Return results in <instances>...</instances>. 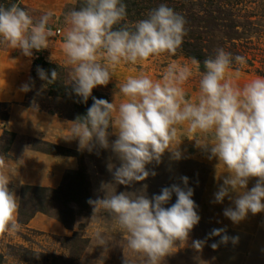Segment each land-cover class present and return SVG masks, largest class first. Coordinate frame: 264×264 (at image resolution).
Segmentation results:
<instances>
[{
  "label": "rangeland",
  "instance_id": "obj_1",
  "mask_svg": "<svg viewBox=\"0 0 264 264\" xmlns=\"http://www.w3.org/2000/svg\"><path fill=\"white\" fill-rule=\"evenodd\" d=\"M123 2L130 13L122 24L133 26L163 3L185 18L187 34L175 55L164 54L144 63L117 66L106 86L93 89L110 103L119 105L123 99L119 87L129 76L144 73L154 81H162L170 69L179 75L184 68L192 75L183 87L188 97L194 98L200 73L205 71L203 62L219 48L233 57L245 58L243 65L233 63L230 70L239 86L264 77V0ZM17 4L34 21L52 13L48 27L53 35L48 48L33 50L32 56H25L0 40V50L15 56L21 81L31 88L20 102H0L8 103V108L0 107V113L7 115L5 121L0 120V154L5 156L9 189L20 203L19 230L0 237V264H125V260L127 264H143L140 254L127 249L125 234L116 221L103 209L94 214L88 201L102 199L106 192L111 195L142 191L151 199L173 184L184 188L181 177H188L200 221L189 233L188 241L184 245L177 242L174 252L162 264H264V212L255 214L251 224L245 219L247 222L238 227L224 221L222 208L227 202L215 203L214 194L227 173H223L225 169L216 158L210 159L207 152L196 146L195 140L181 137V159H172L166 151L159 164L153 161L146 165L150 173L155 171V176L150 174L144 181L126 186L114 181L112 173L121 161L111 148L97 146L90 152L79 148L78 139L64 138L69 134L70 123L78 118L73 100L50 95V84L41 80L38 73L32 77L31 71L33 61L42 57L57 68L58 79L52 85L72 87V69L65 63L62 47L67 27L65 15L80 5L78 0H17ZM186 49L200 52L203 61L198 66L193 64ZM47 74L51 79V74ZM3 131L6 133L2 134ZM109 133L111 144L117 137L111 134V127ZM51 146L59 149L58 154L45 152ZM255 183L256 178H251L248 189ZM176 199L173 193L164 207H171ZM213 229H224V234L238 241L219 243L220 236L209 238ZM97 232L108 241L106 246L98 245ZM194 240H206L202 250L192 247ZM213 243L219 246L213 249Z\"/></svg>",
  "mask_w": 264,
  "mask_h": 264
},
{
  "label": "clouds",
  "instance_id": "obj_2",
  "mask_svg": "<svg viewBox=\"0 0 264 264\" xmlns=\"http://www.w3.org/2000/svg\"><path fill=\"white\" fill-rule=\"evenodd\" d=\"M123 0H83L79 8L65 15L63 52L65 63L71 66L72 91L86 103L97 86H106L113 78L115 68L121 64L144 63L164 54L175 55L182 46L186 20L166 4L152 9L146 19L133 26L121 23L127 17ZM52 13L34 21L29 13L13 3L0 6V40L25 56L33 50L49 46L53 35L48 27ZM118 26V27H117ZM245 58L216 50L203 62L198 93L189 98L183 85L192 73L184 68L179 75L169 70L162 81H154L144 73L129 76L119 87L123 99L117 106L105 99L92 97L93 104L84 117L71 122L65 139H78L79 148L92 151L99 146L109 149L121 161L112 173L114 181L130 186L141 182L151 173L146 165L167 151L179 160L181 137L195 140L196 146L216 158L227 173L214 194L215 203L225 197L235 207L224 210V216L233 223L244 220L248 213L264 212V77H256L239 86L232 74L233 63L243 65ZM193 64L199 62L193 58ZM41 80L48 84L58 79L53 70L51 79L44 69H37ZM22 91H30L25 84ZM116 139L109 143V128ZM5 156L0 154V237L14 234L20 228V203L9 189L10 179L5 174ZM111 171V166L109 168ZM256 178L249 190L248 183ZM184 188L173 184L159 195L149 199L144 192H115L104 198L89 199L94 214L103 209L125 234L126 246L143 257V264H162L165 257L176 249L177 242L184 245L189 233L200 221L192 199L193 189L188 177H181ZM146 187V186H145ZM173 193L177 199L171 207H164ZM232 193H237L233 198ZM94 217V215H93ZM224 229H213L209 234L220 236L219 243H233ZM98 245L106 241L97 232ZM206 240H194L192 247L202 250ZM218 243L211 247L216 249ZM125 264L127 261L125 260Z\"/></svg>",
  "mask_w": 264,
  "mask_h": 264
},
{
  "label": "trees",
  "instance_id": "obj_3",
  "mask_svg": "<svg viewBox=\"0 0 264 264\" xmlns=\"http://www.w3.org/2000/svg\"><path fill=\"white\" fill-rule=\"evenodd\" d=\"M13 3H17V0H0V6H4V7H8ZM83 0H78V5H82ZM131 6H134L133 4ZM130 9L127 10V17L129 16V11ZM126 17V18H127ZM131 18V17H130ZM132 19V18H131ZM118 27V26H117ZM186 56L190 57V58H195L198 62H202V55L200 54V52H194V51H188L186 49L185 51ZM38 68H42L45 70V72L50 73L55 70L57 72V68L50 63L45 62V60L42 57H38L37 59H35L32 63V71H31V75L32 77L35 76V74H37V69ZM49 94L50 95H54L56 94L59 97L62 98H71L73 100V108H74V113L76 117H84L87 114V109L93 104V99L92 97L98 98V99H105L107 100V98L102 95L99 94L95 91L92 92V96L89 97L88 101L86 103L81 102L82 98L77 96L73 91H72V87H63L62 85L59 87H54V85L50 84L49 85ZM0 107L1 108H8V103H0ZM7 118L6 113H0V120L5 121ZM6 132L3 131L2 134H5ZM10 136H13L12 134ZM58 148L55 146H51L50 150H46L45 152L47 154H58ZM0 263H1V256H0Z\"/></svg>",
  "mask_w": 264,
  "mask_h": 264
},
{
  "label": "crops",
  "instance_id": "obj_4",
  "mask_svg": "<svg viewBox=\"0 0 264 264\" xmlns=\"http://www.w3.org/2000/svg\"><path fill=\"white\" fill-rule=\"evenodd\" d=\"M15 56L12 54L0 50V102H20L24 98V91L21 90L24 83L21 81V76L19 74V69L15 66ZM254 185L250 186L251 189ZM249 189V190H250ZM233 198L237 196V193L231 194ZM223 202V214L224 210L229 207H235L233 201L225 197ZM264 202V201H262ZM254 216L251 212L248 213L245 219L249 220L250 224L254 221ZM242 220L239 223H233L230 219L226 217L225 222L235 224L238 227L242 222H247V220Z\"/></svg>",
  "mask_w": 264,
  "mask_h": 264
}]
</instances>
